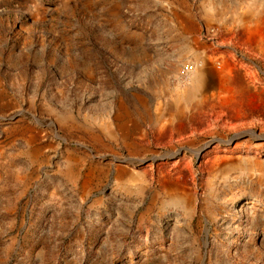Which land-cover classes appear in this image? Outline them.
<instances>
[{
  "label": "rangeland",
  "instance_id": "1",
  "mask_svg": "<svg viewBox=\"0 0 264 264\" xmlns=\"http://www.w3.org/2000/svg\"><path fill=\"white\" fill-rule=\"evenodd\" d=\"M263 48L264 0H0V264H264V104L202 107Z\"/></svg>",
  "mask_w": 264,
  "mask_h": 264
},
{
  "label": "bare ground",
  "instance_id": "2",
  "mask_svg": "<svg viewBox=\"0 0 264 264\" xmlns=\"http://www.w3.org/2000/svg\"><path fill=\"white\" fill-rule=\"evenodd\" d=\"M242 32H244V31H242ZM262 53L264 55V48L262 50ZM204 64H206L205 65L206 68L204 70H207L205 72V75L204 74H199V72L196 75V77H197V85H198L199 91H201L202 89H207V88L213 86V81L210 78V77H212L211 69L207 66L208 63H204ZM224 65L226 67V70L229 71V73L231 75V78L233 79L232 80L233 84L236 85L237 78H238V73L235 70V67L232 66V65H227V64H224ZM246 99H247L248 103H245ZM212 102L214 103V106L211 105ZM254 103L264 104V91H257V92H252L251 90L240 91V90H238L236 88V89H233L231 91V93L229 94L228 98L226 97V100L223 101V100L220 99L219 101H211V102H208V103L204 102V105L202 107L204 108L205 106H207V105L209 106V104H210V106L218 108L219 114L227 113L228 115H230L231 118L237 119L240 115H242V114L245 115L248 110L251 111L252 108L254 110V108H255L253 106ZM250 107H251V109H250ZM251 112L253 113V111H251ZM254 112L255 113L256 112H262V108L261 109L257 108V111H254ZM200 116H201V113H200V110H199L197 113L191 115L190 120H192V121L198 120V119H200ZM261 116H263V118H264V113ZM184 120L185 119H182L181 122H184ZM187 120H189V119H187ZM176 128L179 131H181V132H185L183 124H181V123L177 122ZM169 131H170L169 127H167L165 130L161 129V132L163 134H168ZM170 155H172V154H170Z\"/></svg>",
  "mask_w": 264,
  "mask_h": 264
},
{
  "label": "built area",
  "instance_id": "3",
  "mask_svg": "<svg viewBox=\"0 0 264 264\" xmlns=\"http://www.w3.org/2000/svg\"><path fill=\"white\" fill-rule=\"evenodd\" d=\"M196 72V67L194 65H185L182 69L181 76L188 78Z\"/></svg>",
  "mask_w": 264,
  "mask_h": 264
}]
</instances>
